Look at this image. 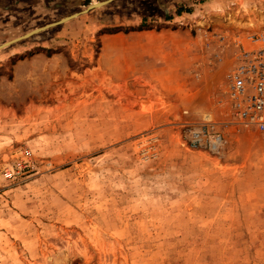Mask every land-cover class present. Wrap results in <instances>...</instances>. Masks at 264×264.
Wrapping results in <instances>:
<instances>
[{
	"label": "rangeland",
	"instance_id": "obj_1",
	"mask_svg": "<svg viewBox=\"0 0 264 264\" xmlns=\"http://www.w3.org/2000/svg\"><path fill=\"white\" fill-rule=\"evenodd\" d=\"M100 1L0 0V44ZM253 3L113 0L0 49V264H264V133L216 95Z\"/></svg>",
	"mask_w": 264,
	"mask_h": 264
},
{
	"label": "built area",
	"instance_id": "obj_2",
	"mask_svg": "<svg viewBox=\"0 0 264 264\" xmlns=\"http://www.w3.org/2000/svg\"><path fill=\"white\" fill-rule=\"evenodd\" d=\"M250 21L253 26L233 39L232 66L216 91L217 102L232 113L235 123L255 127L264 133V0H255ZM255 17V20L252 18ZM251 89L250 93L246 88ZM185 142L195 150L217 152L223 143L220 131L212 123L203 122L188 128ZM31 153L25 149L3 170L5 178H15L31 167Z\"/></svg>",
	"mask_w": 264,
	"mask_h": 264
},
{
	"label": "water",
	"instance_id": "obj_3",
	"mask_svg": "<svg viewBox=\"0 0 264 264\" xmlns=\"http://www.w3.org/2000/svg\"><path fill=\"white\" fill-rule=\"evenodd\" d=\"M111 1H113V0H103V1H100V2H98V3H96V4H89V5H88L85 9H83L81 12H75V13H73V14H70V15L64 16V17L60 18V19L57 20V21L49 22V23H47V24H44V25L39 26V27H37V28H34V29L30 30V31H27V32H25L24 34H22V35H20V36H17V37H15V38H12V39H10V40H8V41L3 42L2 44H0V49H1V48H4V47H6V46H9V45H11V44H13V43H15V42H18V41H20V40H23V39L29 38V37H31V36H34L35 34L41 32V31H44V30H46V29H48V28H50V27H53V26H56V25L62 24V23H64V22H66V21H68V20H70V19H72V18L78 16L80 13L87 12V11H89L90 9L97 8V7L101 6V5H105V4H107V3L111 2Z\"/></svg>",
	"mask_w": 264,
	"mask_h": 264
},
{
	"label": "trees",
	"instance_id": "obj_4",
	"mask_svg": "<svg viewBox=\"0 0 264 264\" xmlns=\"http://www.w3.org/2000/svg\"><path fill=\"white\" fill-rule=\"evenodd\" d=\"M143 28V25H142V23L141 24H139L137 27H136V29H132V28H124L123 30L126 32V31H131V30H141ZM118 29H120V28H118V27H114L113 29H110V30H112V31H117ZM47 56H49V55H47Z\"/></svg>",
	"mask_w": 264,
	"mask_h": 264
},
{
	"label": "crops",
	"instance_id": "obj_5",
	"mask_svg": "<svg viewBox=\"0 0 264 264\" xmlns=\"http://www.w3.org/2000/svg\"><path fill=\"white\" fill-rule=\"evenodd\" d=\"M6 6V5H5ZM2 8L0 7V25L2 24L1 23V15H2V10H1ZM3 10L5 11L6 10V8L5 7H3ZM7 11H9V10H7ZM10 12V11H9ZM0 37H1V31H0Z\"/></svg>",
	"mask_w": 264,
	"mask_h": 264
},
{
	"label": "bare ground",
	"instance_id": "obj_6",
	"mask_svg": "<svg viewBox=\"0 0 264 264\" xmlns=\"http://www.w3.org/2000/svg\"><path fill=\"white\" fill-rule=\"evenodd\" d=\"M96 3H98V2H95V3H92V4H96ZM101 6H103V5H101ZM101 6H99V7H101ZM251 25H253V24H251ZM245 26V25H244Z\"/></svg>",
	"mask_w": 264,
	"mask_h": 264
}]
</instances>
